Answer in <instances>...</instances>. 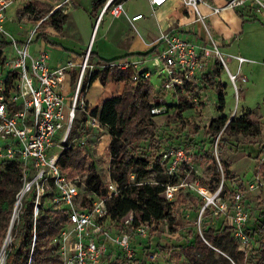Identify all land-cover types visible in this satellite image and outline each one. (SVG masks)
<instances>
[{
	"label": "rangeland",
	"instance_id": "1",
	"mask_svg": "<svg viewBox=\"0 0 264 264\" xmlns=\"http://www.w3.org/2000/svg\"><path fill=\"white\" fill-rule=\"evenodd\" d=\"M7 1L4 20L0 24V43L23 42L36 30L37 37L47 36V38L41 37L40 40L44 42L43 47L49 46V55L53 65L58 63L63 65L69 61L75 62L76 69L72 78V86L66 78L64 87L65 93L71 87L72 98L80 91L82 93L81 99L87 106L86 111L81 108L77 110V120L74 125L75 136L79 137V141H76L74 146L79 147L84 141L85 143L80 149L87 159L85 172L79 174L85 186H80L81 191L78 200H81L87 192H91L87 189L90 165L95 166L103 187L107 189L111 179V156L108 147L112 141V136L109 128L98 132L91 127H86L92 110L101 105L100 103L90 106L87 100L90 92L91 103H94L93 101L98 102L100 99L119 96L125 88V82L115 81L113 79L114 74L99 73L96 80L99 81L97 85L92 84V86L81 89L82 66L85 62V56L90 50L89 44L95 23L91 17V11H88L93 0H40L50 4L53 11L59 7L58 10L67 14L68 20L61 33L56 32L51 27L41 26L37 21L21 18L22 9L31 0ZM131 6L133 9L143 10L141 0H133ZM238 10L242 14L245 13L244 15L253 21L249 27L245 28L244 41L239 44L243 50L241 55L250 62L240 65L237 60L222 52L227 68L217 58L216 63L210 65V72L205 75L203 81L194 87H190L185 95L163 90V77L158 71L161 67L159 61H150L146 64L152 73L150 85L154 91V104L165 105L167 113L153 118L155 126H137L139 132L146 130L148 139L136 142L132 145L131 150L135 155L144 154L151 161V165L148 168V175L140 182H136L135 171L137 168L131 169L130 175L135 177L134 183H139V186L150 184L154 187L163 188V185L170 179L163 169L156 164L158 162L156 158L168 148L193 146L198 149L203 148L207 153L204 157L193 158L192 170H189L187 174L181 172L179 176L172 179V182L179 186L174 201L176 222L170 224L154 221L150 224L145 237L139 236L137 227L128 226L127 231L132 238L133 255L127 257L114 249V254L109 256L104 264H264V239H250L245 244L241 238L236 236L234 231H224L225 228L233 224V212L236 205L233 200L234 185H237L243 194L242 205L245 207L250 220L264 210V178L259 172L260 166L264 163V155L259 159L256 157L259 144L264 145V0H260L259 3H249L246 7ZM146 23L147 21L138 24L140 34L135 33L136 46L142 45L143 40H149L145 37L148 27ZM151 23L155 25L153 18ZM102 27L100 32L98 31L99 28L96 29L91 52H93V48L96 51L101 48L105 49V52L101 53L104 57L124 55L125 51L120 49L117 44L114 42L107 43L102 39ZM147 29L157 32V28L152 25ZM34 47L32 48L34 49ZM62 48H66L69 54H65ZM146 53L143 52L142 54ZM90 61L92 64L97 62L93 59ZM230 74L237 76V79L233 81ZM90 75L91 71L88 69L83 78L88 79ZM100 78L105 80L106 85L101 83ZM240 78H244L245 81ZM131 84L137 86L132 80ZM100 86L103 87V90ZM221 98H223V104ZM187 104L192 107L182 112V116L178 118V114L181 112L180 107ZM220 117L227 118L228 122L248 118L249 121L261 125V134L257 140L242 135L226 136L227 142L218 145L222 131L214 132L216 134L215 140L207 134V131L210 123ZM190 140L194 143L189 144ZM224 166L229 167L232 179L226 178ZM1 176L2 173L0 172V179ZM256 179L260 182L259 186L254 184ZM222 183L223 192L221 196L230 206V210L226 215L215 216L208 208L204 210L206 199L201 194V189L209 190L214 195ZM251 185L255 186L251 188ZM46 190L48 193L43 199V205L37 220L34 219V223L43 227L45 236L48 233H54L53 242L59 246L60 257L51 264H63L64 227L60 231H56V223L58 218H62L63 209L54 206L52 203L53 195L57 193L55 188H46ZM22 191L23 186L15 199L12 218H14L15 213L17 217L13 221V225L19 221L22 209L30 197V194L26 193L22 201L18 202ZM1 201L2 197L0 196V203ZM34 203L35 199L31 205L32 212ZM123 219L119 220L121 226L116 227L109 224V228L113 232H117V229L120 230V228L124 229ZM208 228H213L217 232L214 237L216 244L210 247L212 248L211 253L204 254L197 248L198 244L194 238L198 234L206 244H210V236L204 234V230ZM8 237H10V241L5 245V249L12 245L17 248L19 241L14 243L12 230L10 234H7L6 239ZM6 239L4 244H6ZM190 242H193V245ZM147 244H150L152 249L143 253L141 245ZM182 246H185L184 250ZM190 258L195 260L190 261Z\"/></svg>",
	"mask_w": 264,
	"mask_h": 264
},
{
	"label": "built area",
	"instance_id": "2",
	"mask_svg": "<svg viewBox=\"0 0 264 264\" xmlns=\"http://www.w3.org/2000/svg\"><path fill=\"white\" fill-rule=\"evenodd\" d=\"M169 0H148L153 9L164 6ZM189 16H195L196 21L203 24L207 35L206 41H193L187 39L180 32H162L158 44L162 49L147 57L132 55L110 61L105 64L90 61L89 50L82 66L80 83L89 69L91 75L98 73H128L135 85L150 84L151 71L146 67L150 61H159L161 67L159 74L163 77V90L185 95L190 87L200 84L209 72L210 65L219 58L227 68L221 46L213 35L206 22V16L201 12L200 6L206 5L214 13L225 9L236 10L246 7L249 3L260 0H228L223 7L214 6L209 0H180ZM8 1L0 0V24L4 20V13ZM111 14L114 18L126 15L124 2L119 0H106L100 8L97 24L102 22L104 16ZM143 15L134 16L131 22L139 21ZM40 25L42 23L39 22ZM39 25V26H40ZM1 28V26H0ZM37 31H33L23 42H12L3 51L0 61V170L6 162L19 165L22 170V199L26 193L35 191L33 218H38L43 199L48 193L46 188H55L52 203L63 210L62 218L67 222L63 233V264H104L109 256L117 249L120 254L127 257L133 255L132 238L127 231L128 226L137 227L140 237H145L150 224L154 221H141L136 212H130L122 223L125 228L113 232L109 228L121 226L119 220L110 216L108 199L121 195L120 185L112 178L109 180L106 195L94 191L84 194L78 200L81 185L85 184L77 174L70 177L60 164L62 153L74 146L79 137L75 136L74 125L77 120V110L86 111L87 106L83 99L78 105L80 91L72 98L71 88L65 93V80L68 78L72 86L75 73V62L69 61L57 68L51 67V57L48 46L38 49ZM231 57V56H230ZM240 65L250 62L248 59L233 56ZM230 72V71H229ZM233 74V73H232ZM231 74V75H232ZM238 77L239 74H238ZM237 76H233V81ZM245 81L244 78H240ZM167 113L165 105L155 104L151 110L153 116ZM86 127H91L98 132L107 130L98 117L89 115ZM88 137V136H87ZM207 152L203 148L188 146L185 148H168L157 156L156 160L169 177L163 185L161 197L169 203H174L179 186L172 182L182 172L187 174L192 170L193 158L204 157ZM135 177L131 176L133 185ZM256 186L260 182L254 180ZM255 185H251L253 188ZM233 200L236 203L233 212L234 232L246 244L249 242L244 233V227L250 217L242 205L243 194L237 185ZM223 183L213 195L209 190L201 189V194L206 199L204 210L208 208L215 216L226 215L230 210L222 198ZM137 218L139 225H134ZM35 224V223H34ZM35 243V237H34Z\"/></svg>",
	"mask_w": 264,
	"mask_h": 264
},
{
	"label": "trees",
	"instance_id": "3",
	"mask_svg": "<svg viewBox=\"0 0 264 264\" xmlns=\"http://www.w3.org/2000/svg\"><path fill=\"white\" fill-rule=\"evenodd\" d=\"M105 2L106 0H93L91 17L95 20L94 29L96 27L98 10L103 7ZM52 12L53 7L49 4L30 1L22 9L20 16L22 19L28 21H42L41 26H48L56 32H62L67 23L68 16L67 14H63L61 10ZM41 37L47 38L46 35H42L36 37V41H40ZM10 45L11 43H0V61L3 51ZM153 51L136 55L147 57ZM90 59H95L93 52L90 53ZM98 62L99 64H105L110 61L98 59ZM98 75V72H94L90 78H84L81 89L86 86H92L98 79ZM113 79L115 81L125 82V88L122 94L105 100L101 106L94 108L90 114L93 117H98L110 129L112 136V141L108 147V152L111 156L110 174L111 178L120 185L121 195L117 198L108 199L107 205L110 216L113 220H121L130 212H136L139 213L140 220L143 222L156 221L158 223L167 222L174 224L176 222V216L174 214L175 203H169L161 197L163 188L159 186L154 187L150 184L142 186L133 185L131 182L130 171L132 168H137L135 171L136 182H140L149 173L148 168L151 165L149 158L144 154L135 155L131 147L136 142H142L148 139L146 130L141 132L137 130L138 125H144L146 127L155 126L153 120L155 116L151 114V110L155 105L154 91L149 83L133 86L131 84V76L128 73H114ZM100 81L103 85H106L105 80L100 78ZM81 95L82 93L80 92L78 105L81 101ZM221 101L223 104V98H221ZM191 107L188 104L180 107L181 112L178 114V118L182 116V112L187 111ZM220 131H222V134L218 145L220 143L223 145L227 142L226 136L242 135L257 140L261 134V125L249 121L248 118L228 122L227 118L220 117L210 123L207 134L215 140L216 134L214 132L219 133ZM190 143L194 142L190 140ZM256 153L258 159L264 155L263 144H259V150ZM86 163V156L80 148L66 149L60 157V164L68 171L70 177L85 172ZM224 168L226 178L228 180L232 179L229 167L224 166ZM0 172L2 173L0 179V196L2 197L0 203L1 252L11 224L15 199L22 187V170L18 164L6 162ZM259 172L264 178V163L260 166ZM87 189L100 195H106L107 193L93 165H90L88 169ZM35 194V191L30 194L25 207L22 209L19 221L13 225L12 235L14 236V243L19 242L17 248H14V245H12L5 249V264H51L55 263L60 257L59 246L53 242L54 233L51 232L45 236L43 227L34 224L31 205H33ZM66 222V219L58 218L56 231H60ZM21 223L23 224L22 226ZM134 225H139L137 218L134 220ZM224 231H234V227H227ZM216 233L213 228L204 230V234L210 236L209 245L197 234L194 241L196 240L198 244L197 248L200 252L204 254L212 252V248L210 247L216 244L214 238ZM244 233L250 239H264V210L245 225ZM33 237H35L34 245ZM190 244L193 245V242H190ZM151 249L152 246L150 244L141 245V251L143 253ZM182 249L184 250L185 246H182ZM194 260L190 258V261Z\"/></svg>",
	"mask_w": 264,
	"mask_h": 264
},
{
	"label": "crops",
	"instance_id": "4",
	"mask_svg": "<svg viewBox=\"0 0 264 264\" xmlns=\"http://www.w3.org/2000/svg\"><path fill=\"white\" fill-rule=\"evenodd\" d=\"M31 1H39L45 3L40 0H31ZM132 1L133 0L123 1L127 16L122 15L120 18H114L111 14H107L106 16H104L102 22L99 24V27H97L98 24L96 21V27L93 30V34L89 44V49L92 50L91 46L95 37L96 29L99 28L98 31L100 32V28L103 26L102 27L103 34L101 36L102 39H104L107 43L114 42L119 46L120 49H123L125 51V54L122 56L104 57L101 53L105 52V49L98 48V50L96 51L93 48V53L95 54V59L93 60H96L97 62L98 59L105 61H113L128 56L136 55L138 53L139 54H142L143 52L149 53L153 50L154 51L150 55L155 54L162 49V46L158 44V39L162 32H170V31L180 32L189 40H193V41L196 40L199 42L206 41L207 35L204 30L203 24L197 22L195 16L193 15L189 16L187 14L180 0H169L164 6L157 9H153L149 4L148 0H141V3L143 5L142 6L143 10L137 8L133 9L131 6ZM209 1L214 6L223 7L228 0H209ZM92 4L93 2H91V5H89L88 11H92ZM200 9L203 15L206 16V22L210 26V29L213 35L215 36V38L218 40L222 52H224L226 56H231V58L233 56H240L246 58L243 55H241V53H243V50L240 48L239 44L244 41L243 35L245 28L249 27V25L253 23V21L247 18L244 15L245 13L242 14L238 9L237 10L225 9L218 14L212 12L209 9V7H207L204 4L200 6ZM99 11L100 9L98 10L97 17L99 15ZM137 15H143L144 17L139 21L131 22V19ZM152 18L155 20V25L151 23ZM146 21H147L146 24H148L147 28L151 27L152 25L154 28H157V32H154L146 28L147 32L145 33V37L149 38V40L148 41L143 40L142 45L136 46L135 33L140 34L138 24ZM41 46H44V42L42 40L37 41V45L35 46V49H38ZM62 51L65 54L68 53V50L66 48L63 49ZM50 63L52 68H57L61 66L60 63H58L57 65H53L51 60ZM98 83L99 81H95L93 84L97 85ZM100 87L103 90V87L102 86ZM70 88H68V90ZM90 93L88 95V100H87L90 106L92 105L95 106L100 103L102 104L105 100H107L104 98V99H100V101L98 102L93 101L94 103H91Z\"/></svg>",
	"mask_w": 264,
	"mask_h": 264
},
{
	"label": "bare ground",
	"instance_id": "5",
	"mask_svg": "<svg viewBox=\"0 0 264 264\" xmlns=\"http://www.w3.org/2000/svg\"><path fill=\"white\" fill-rule=\"evenodd\" d=\"M233 76H234V75H231V74H230V78H231V79H233ZM18 200H19L18 202H21V201H22V195L19 196V199H18ZM17 209H18V205H17V207H16V211H17ZM16 217H17V215H16V213H15L14 218H13V221L15 220ZM9 241H10V237H8V238L6 239V244H5V245H7V244L9 243ZM6 248H7V247H6ZM4 261H5V248H4V249L1 251V253H0V264H3Z\"/></svg>",
	"mask_w": 264,
	"mask_h": 264
},
{
	"label": "water",
	"instance_id": "6",
	"mask_svg": "<svg viewBox=\"0 0 264 264\" xmlns=\"http://www.w3.org/2000/svg\"><path fill=\"white\" fill-rule=\"evenodd\" d=\"M58 9H56L55 11H57ZM55 11H53V12H55ZM12 227H13V218H12V220H11V224H10V227H9V230H8V234H10V232H11V230H12ZM208 244V243H207ZM209 245V244H208ZM5 248V244H4V246H3V248H2V250Z\"/></svg>",
	"mask_w": 264,
	"mask_h": 264
}]
</instances>
